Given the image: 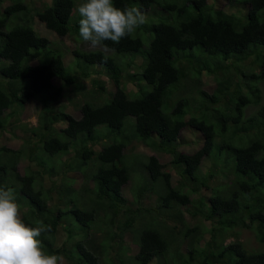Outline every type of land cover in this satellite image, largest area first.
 I'll list each match as a JSON object with an SVG mask.
<instances>
[{"label":"trees","instance_id":"trees-1","mask_svg":"<svg viewBox=\"0 0 264 264\" xmlns=\"http://www.w3.org/2000/svg\"><path fill=\"white\" fill-rule=\"evenodd\" d=\"M4 1L0 0V136L15 114L10 111H19L33 99L41 110L39 124L28 129L30 145L35 146L31 156L30 147L0 146V185L14 189L19 207L29 208L21 215L26 225H51V231L39 237L44 253L59 255L55 238L62 224L68 236L79 237L72 251L61 249L67 259L62 264H102L98 250L113 246V241L122 248L124 234L137 233L136 223L143 216L162 219L161 212L170 210L174 227L162 220L161 227L145 223L138 229L135 264H169L171 252H178L186 238L190 244L185 258L178 254L184 259L180 264H264V250L248 251L238 240L224 243L236 227L254 229L264 242V104L251 115L245 111L262 98L256 82L264 81V0H225L231 6L248 5L244 14L229 12L218 0H113L121 9L140 8L146 23L119 43L106 42L110 53L74 48L70 65L31 21L36 17L60 38L75 39L77 8L85 0H42L31 20L20 17L33 10L29 0L3 6ZM252 55L258 56L259 71L244 64ZM93 70L106 74L116 89L105 100L84 98L79 116L57 104L56 108L64 87L56 86L55 80L79 88L80 79ZM125 71L131 73L135 89L128 90ZM203 73L214 76L213 92L192 85ZM94 82L99 84L98 78ZM99 86L104 90L105 85ZM57 123L62 126L57 128ZM188 126L201 137L193 152L177 147ZM134 141L169 153L180 175L178 183L173 184L159 155L128 157L125 149ZM72 151L75 158L65 160ZM25 156L40 167H35L40 175L18 172ZM206 158L210 162L204 170ZM134 167L146 170L143 175L150 179L136 175L139 169ZM77 171L83 176L79 187L69 176ZM45 174L52 179L49 187L42 180ZM217 177H226L228 187L211 183ZM126 185L134 201L143 203L156 195L157 206L133 210L123 192ZM187 205L185 212L180 209ZM186 213L209 220L210 228L187 225ZM99 230L101 242L92 247L89 235ZM206 232L211 238L201 246Z\"/></svg>","mask_w":264,"mask_h":264},{"label":"rangeland","instance_id":"rangeland-1","mask_svg":"<svg viewBox=\"0 0 264 264\" xmlns=\"http://www.w3.org/2000/svg\"><path fill=\"white\" fill-rule=\"evenodd\" d=\"M11 1L12 0H5L3 2V6L8 5ZM29 2L31 3L30 7L33 10L25 14L22 13L20 17H23L24 19L28 17V19L31 20L32 15L35 12V7L40 6V4L42 3V0H29ZM217 2L219 3L220 6L224 7L229 12L239 13V14H244L247 12L248 5L235 4L231 6L225 0H218ZM31 23L33 24V26L35 27L38 33L49 37L53 43V46L58 47L59 49L63 51L67 65H70L71 63H73V59H74L73 50L76 47L80 48L81 50H86V51L102 49L106 53H110V51L104 47L91 48L87 43H85L82 40V38L79 36V33L77 34L75 38L76 40L73 38L71 39L70 36H67L65 38H60L54 31L46 28L45 24L42 23L36 17L32 19ZM140 59L141 58H138V61ZM257 59H258V56L252 55L244 59V64L247 66L248 69L259 71L260 62H258ZM37 61H38L37 59H34L33 63H36ZM76 70H79V69L76 67ZM124 74L126 75L125 81H126L128 90L135 89L136 84L133 81L131 82L130 80L131 73L129 74V73H126L125 71ZM96 78H98L99 84L105 85L104 90H101L99 84L94 82ZM213 79H214L213 75L203 73L201 80H199L198 83L195 82V80H193L192 85L196 88L200 86L201 88L206 89L209 92H213L217 88V84ZM256 83L261 89L262 98L259 104L250 105L245 109L246 116L251 115L252 113L257 111L259 106H262L264 104V81L262 82L258 81ZM55 84L56 86L64 87L63 94L59 98L58 97L56 98V101L54 104L55 107L57 108V105L62 106L63 109H65L67 112L70 111L75 116H79L81 114L80 109H79V103L82 102L84 98H89L90 96H92V99H95V100H105L107 98L108 93L113 92L116 89V85L107 78L106 74L98 75L96 74L94 70L91 76L84 77V79L82 78V80L80 79L79 85H78L79 88H77L74 85L68 86L61 79H56ZM185 84L188 85V81L185 82ZM231 87L233 88L232 84H231ZM75 90L77 92H74ZM54 105L52 104L53 107ZM40 110H41L40 102H38V100L33 99L27 102L25 106L21 108L19 111L17 112L15 110L10 111L9 115L13 113L15 114H13V116L9 119L10 121L8 125L9 128H7V130L4 131V134L0 136V146L6 145V146H9L15 149L30 147L28 148V152H29L28 156H31L33 151H35V146L32 148L30 145L31 143L29 141L31 140L30 138L31 132L28 129H31L39 124L38 121H39ZM55 126L59 128L60 126H62V123H57ZM199 138L201 137L194 132V129L188 126L182 130L181 136L177 142L178 143L177 147L179 148V150H182V151L193 152L198 147V145L196 144L197 143L196 140ZM152 153L159 155L160 159L164 161L165 163L164 170L171 172L172 174L171 180L173 184L176 185L180 179V175L178 174L175 166L171 163L172 156L169 153H166L164 151H158V150L153 151L148 146H146V144L140 141H134L130 146H128L125 149V154L128 157L135 155L134 157L137 159H139L140 157L142 159H145L146 157H148V155ZM66 157L73 159L75 158V155L73 154V151H72L70 154L65 155L63 158L67 160ZM225 157L227 159L230 157V154H228L227 151L225 153ZM209 162L210 160H208L207 158L204 159L203 161L204 170H206V167L208 166ZM35 167L37 169H40L38 165H36L35 163H31L29 158L25 156L19 160L17 168H18V172H20L21 174H25L28 171L30 172L32 170V172H35V174L40 175L38 170H36ZM226 167H229V166H226ZM56 168L60 170V167H56ZM134 168L139 169L136 175L138 174V176H141L142 178H145V177L149 178V176L143 175V173L147 172L146 170L141 171L142 169L140 167H134ZM204 170H202V173ZM69 176H73L77 179L75 187H79L81 185L83 181L82 174H80L77 171V172H71ZM43 177L44 179L42 180L45 183V185L47 187L51 186L52 179L49 178L47 174H45ZM60 179H62V177ZM55 180H58V179H55ZM227 181L228 179L226 177H217L211 180V183H215V184L217 183V184L223 185L222 188H226L228 187ZM149 182L152 184L156 183L152 180H150ZM123 192H124L125 197L131 203V208H133V210H136L139 206L144 207V208H148V207L153 208L157 206L156 195H152L149 198H145L143 203H139V202L134 201L135 195H134V192L132 191V188L130 189V185H126ZM204 192L207 193L208 191L205 190ZM53 195H54L55 201L57 202L58 195L55 192H53ZM187 207L189 206L188 205L182 206L180 207V209L184 210L185 212ZM27 209L29 208L26 206L19 207L20 215H22V213H24V211H26ZM161 213H162L161 217H163L162 219L157 217L155 214L154 215L147 214L143 216V219H140L136 223L137 233L132 232V231H127L124 234V237H123L124 242L123 244L120 243L122 245V248H120L117 245H114L113 243L114 241H113L112 242L113 246L107 249L98 250V252L102 254L101 263L102 264H135V262L132 261V256L136 254V252L138 251V247L136 245L138 237H139L138 229H141L145 223L146 224L150 223L152 226L157 225L161 227L162 223L160 222L162 220H165L166 224L170 225V227H174L175 221H173V219L170 218V216H172L170 210H164ZM185 220L187 222V225H191V226L199 225L200 227H204L205 229H209L211 226V223L209 220H206L203 217L192 218L191 215L188 213H186ZM233 230L234 231L227 233V235L225 236L226 239L224 243H229L231 241L238 240L244 244L245 248L248 251L254 252L258 250H264V242L259 240L258 235L254 229L247 228V227L246 228L236 227ZM75 236L73 237V239H72V236H70V234L68 236V232L62 224L60 227H58V232L55 238V247L57 248V253L59 255H61L60 251L63 247L68 248V250L70 251L73 250L74 243L79 239V237H75ZM89 236L92 240V242L90 243L91 246L98 247L102 239L101 230H99L96 234L91 233ZM203 237H204L203 240L200 242L201 246H204L206 244L205 241L211 238V234L209 232H206V234H204ZM109 244H110V241H109ZM189 244H190L189 238L182 239L181 244L178 246V252L177 251L176 253L175 251L171 252V256L168 258L169 264L183 263L184 259L178 256V254L181 253L183 257L185 258ZM61 256H63L64 258L62 263H66V260H67L66 257L64 255H61ZM154 262H152L151 264H153Z\"/></svg>","mask_w":264,"mask_h":264},{"label":"clouds","instance_id":"clouds-1","mask_svg":"<svg viewBox=\"0 0 264 264\" xmlns=\"http://www.w3.org/2000/svg\"><path fill=\"white\" fill-rule=\"evenodd\" d=\"M79 36L91 48L119 43L146 23L138 7H115L113 0H85L77 8ZM51 225L40 221L37 226L24 223L14 189L0 185V264H62L63 256L46 255L41 247L42 234Z\"/></svg>","mask_w":264,"mask_h":264}]
</instances>
